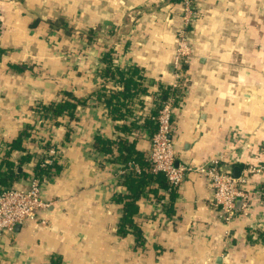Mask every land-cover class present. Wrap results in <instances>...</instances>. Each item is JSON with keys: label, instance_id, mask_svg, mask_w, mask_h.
I'll return each instance as SVG.
<instances>
[{"label": "crops", "instance_id": "obj_1", "mask_svg": "<svg viewBox=\"0 0 264 264\" xmlns=\"http://www.w3.org/2000/svg\"><path fill=\"white\" fill-rule=\"evenodd\" d=\"M182 1L0 0V163L10 142L37 126L35 103L60 101L69 91L77 105L75 118L51 121L59 169L43 192L48 206L0 236V264H264V172L244 171L264 162V0H194L191 51L173 90ZM109 51L116 67L136 68L144 89L126 119L97 98L123 88L102 74ZM169 88L177 92V162L230 161L247 177L240 188L250 200L245 214L225 222L206 179L190 173L180 187L160 190L164 198L138 201L139 244L117 232L121 206L113 195L125 191L122 173L111 155L94 149V137L116 140L131 126L129 140L147 156L150 138L139 124ZM34 141H23L35 157L20 170L42 159ZM20 156L12 153L15 164Z\"/></svg>", "mask_w": 264, "mask_h": 264}, {"label": "trees", "instance_id": "obj_2", "mask_svg": "<svg viewBox=\"0 0 264 264\" xmlns=\"http://www.w3.org/2000/svg\"><path fill=\"white\" fill-rule=\"evenodd\" d=\"M173 1L181 2V0ZM193 7L195 22L197 7L194 4ZM102 60L106 64V67L102 69L103 76L109 79L119 78V81L123 84V88L109 95L100 92L97 98L100 100L103 99L104 103L111 107L114 118L126 119L133 116L134 99L139 90L144 91L141 87V78L139 76L135 77L137 73L136 68L123 69L116 67L112 62L113 56L110 51L103 55ZM169 94L175 97L177 92L171 91L170 88L167 91L164 90L163 96H161L160 92V101H165L164 96L167 97ZM72 98L70 92L67 91L62 100L50 103H35L33 110L36 117L56 123L60 122L59 118H75L77 105L72 101ZM162 102L158 103L157 110L152 111L146 116L144 120L145 123L139 124L138 119L132 120L134 123H138L139 126H144L146 130L144 133H146L149 138L152 137L157 129V123L153 117L157 114ZM42 124H44V121ZM35 126L36 125L32 124L28 125L12 140V142H10L9 149L5 150L3 160L0 163V191L13 185L19 186L20 184H16V181L20 178L28 180L32 174L42 175L59 169L54 159V161L46 167H42L39 162H36L35 169L33 170L29 171L24 168L19 170L18 167H24L35 157V153L28 151V148L23 144V141L29 138L30 140H36L37 142H34L38 144V138L36 136L40 134V129L35 128ZM148 126L150 129H148ZM121 128L123 131L130 133H126L124 136L120 135L116 140L96 135L94 137V149L97 150L99 154H102V156L111 155L110 162L118 166L120 169L119 171H123L122 175L120 174V178L121 185L125 188V191H118L113 195V200L121 206V217L117 227L118 234L121 236L133 234L138 243L143 244L145 239L143 231L135 221V216L139 213L138 201L142 198H152L155 200L164 198L162 195H159L158 192L160 190H167L169 183L165 175L161 173L154 175L147 171V167L149 166L148 155L146 156L143 151L137 150L135 142L129 140L131 126L127 127V125H123ZM51 146H53L51 140H46L42 148L48 149ZM15 150L21 152L18 164H15L11 157ZM136 165L140 168L139 170H136ZM172 194L173 193L170 192V199L174 196Z\"/></svg>", "mask_w": 264, "mask_h": 264}, {"label": "built area", "instance_id": "obj_3", "mask_svg": "<svg viewBox=\"0 0 264 264\" xmlns=\"http://www.w3.org/2000/svg\"><path fill=\"white\" fill-rule=\"evenodd\" d=\"M193 4L194 0H183L184 20L183 27L178 32V45L174 57L177 81L172 85L173 90L180 87L182 62L191 51L187 28L194 21ZM174 101L175 97L170 95L168 99L162 102L157 114L153 117L157 123V129L150 138L147 171L154 175L160 173L165 175L170 190L180 187L190 173L201 174L212 188V205L219 210L224 221L229 223L237 213L241 212L240 210L245 214L246 208H248L249 195L240 188V184L246 181L247 177L235 178L232 175L230 161L223 165L217 161H211L199 166L177 162L172 140ZM36 121L37 126L35 128L40 129V134L36 137L38 138L39 149H42L43 154L39 163L42 167H46L59 155V149L52 139L51 121L38 117H36ZM43 121L44 124H42ZM44 129L49 134H44ZM46 140H51L53 146L48 149L42 148ZM135 168L136 170L140 169L137 165ZM244 171L245 173H262L264 172V162L249 165ZM122 172L119 171V174ZM53 176L54 172L52 171L42 175L32 174L26 185H13L0 191V236L3 233L13 232L18 224L35 220L38 212L48 206L47 201L43 199V192ZM262 189L264 186L259 188L260 192H263ZM238 199L242 200L240 209L236 205Z\"/></svg>", "mask_w": 264, "mask_h": 264}, {"label": "water", "instance_id": "obj_4", "mask_svg": "<svg viewBox=\"0 0 264 264\" xmlns=\"http://www.w3.org/2000/svg\"><path fill=\"white\" fill-rule=\"evenodd\" d=\"M19 170H20V168H19ZM232 175H233L235 178H237V177L240 176V167H239V166H235V167L233 168ZM237 201H241V200L238 199Z\"/></svg>", "mask_w": 264, "mask_h": 264}, {"label": "rangeland", "instance_id": "obj_5", "mask_svg": "<svg viewBox=\"0 0 264 264\" xmlns=\"http://www.w3.org/2000/svg\"><path fill=\"white\" fill-rule=\"evenodd\" d=\"M196 1V0H195Z\"/></svg>", "mask_w": 264, "mask_h": 264}]
</instances>
